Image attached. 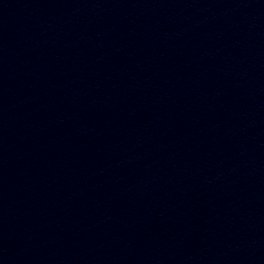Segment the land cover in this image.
Here are the masks:
<instances>
[{
	"label": "water",
	"instance_id": "water-1",
	"mask_svg": "<svg viewBox=\"0 0 264 264\" xmlns=\"http://www.w3.org/2000/svg\"><path fill=\"white\" fill-rule=\"evenodd\" d=\"M0 264H264V0H0Z\"/></svg>",
	"mask_w": 264,
	"mask_h": 264
}]
</instances>
